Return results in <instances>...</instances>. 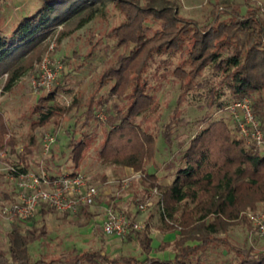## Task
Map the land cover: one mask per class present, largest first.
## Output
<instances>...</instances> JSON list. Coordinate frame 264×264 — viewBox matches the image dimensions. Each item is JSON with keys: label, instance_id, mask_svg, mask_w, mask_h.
<instances>
[{"label": "trees", "instance_id": "1", "mask_svg": "<svg viewBox=\"0 0 264 264\" xmlns=\"http://www.w3.org/2000/svg\"><path fill=\"white\" fill-rule=\"evenodd\" d=\"M210 3L199 16H187L181 12L180 0H41L35 10L15 20L10 30L0 27V78L6 75L0 88L9 90L27 68L23 57L41 46L55 27L61 25V40L96 17L106 16L109 7L119 11L120 22L95 41V34H90L89 49L77 55L78 66L59 74V83L39 95L30 123L38 127L53 121L60 129L62 117L75 109L69 115L74 121L64 131L76 168L92 143L87 130L98 109H104L105 138L99 156L104 162L140 171L139 181L146 190L160 189V228L175 232L174 239L154 246L148 219L143 229H132L125 236L136 239L144 258L113 255L99 247L75 248L69 256L34 260L30 246L48 236L49 213L62 212L64 219L70 217L81 226L93 223L97 215L90 205L76 213L43 205L34 216L12 221L5 235L0 230V264H212V248L220 245L232 254L224 264H264V246L255 245L249 235L241 242L218 235L242 210V184L259 187L264 199V145L238 136L229 119L209 113L214 106L227 108L248 96L264 132V15L248 0ZM62 60L70 62L68 56ZM85 68L97 73L93 92L84 101L75 93L71 105L60 101V94L72 92L66 79ZM173 81L178 96L171 117L157 130L148 128V115L160 107V91ZM196 99L207 107L197 119L205 126L181 144L176 159L166 163L173 169L166 182L151 163L156 136L163 131L172 143L175 128L186 122L178 112L180 106ZM9 133L8 118L0 111V147L8 145L13 162L22 160L27 168L42 143L37 150L32 139L17 151L15 137ZM12 199L14 194L0 191V204ZM101 202L99 195L95 206ZM124 211L137 220L130 209ZM95 228L99 235L107 234L102 226L95 224ZM167 249L171 250L167 257L151 254Z\"/></svg>", "mask_w": 264, "mask_h": 264}, {"label": "rangeland", "instance_id": "2", "mask_svg": "<svg viewBox=\"0 0 264 264\" xmlns=\"http://www.w3.org/2000/svg\"><path fill=\"white\" fill-rule=\"evenodd\" d=\"M248 1L257 6L261 15H264V0ZM40 2L41 0H0V27H3L1 30H10L15 20L35 10ZM180 2L181 12L187 16H199L202 12L206 11L207 7L211 6L210 0H180ZM109 8L106 16L96 17L95 20L74 30L70 35L61 37V40H58V38L60 37L62 28L61 25H58L43 41L41 46L28 52L26 56L23 57V63L27 66L24 73L17 79L11 89L2 90V88H0V111L8 118L9 134L15 137L14 140L16 142L17 151H20L23 146L31 143L32 139H34V147H37V150L38 146H41L42 143V150H39L38 153H34L32 161L27 168L39 170L40 167L43 166L44 169L54 173L72 170L86 174L92 183L99 188L100 196L107 206L123 211L130 209V213L135 215L137 221L144 223V226L146 220H149L151 231L155 237L153 245L156 246L157 243L163 239H174L175 235V232H166L160 228L162 223L160 213L163 205L160 189L155 187L146 190L139 181L142 177L140 171L104 162L99 156L98 149L105 138V121L107 119V113L104 109H98L96 112V119L92 121L91 126L87 130V132L92 135V143L85 157L82 158L76 168L75 162L70 156V148L68 147L70 138L64 131V127L72 124L74 121L69 115L75 111V109H72L70 113L62 117L63 126L60 129L55 128L53 121L38 127L32 126L30 123L32 106L37 101L39 95L50 91L47 88L35 90L32 86V79L39 73H37L36 70L39 69L40 71L44 57L49 54L54 63L61 61L62 64V59L66 56L69 57L70 62L68 64L64 63V68H62L59 73L62 74V76L72 67H77L79 64L77 57V55H79L78 53H85L90 47V34H95L93 37L95 41L106 29L120 22L121 16L119 11L113 7ZM52 43L53 47L51 48ZM5 78V75L0 78V87L3 85ZM96 78L97 73L89 71L87 68L82 71H74L65 81L67 87L72 89V92L60 94L59 100L67 105H71L75 97L74 94L76 93L80 98L79 100L84 101V99L88 98L93 92ZM57 83H59V78H57L55 85ZM177 96L178 93L175 82L166 83L159 93L160 107L155 112L148 115L146 119V126L148 128L157 130V127H161V124L171 117V110L176 105ZM110 99L113 101L115 97L111 96ZM200 104L201 102L198 99L193 102L185 100L180 106L178 112L184 115L186 122L175 128L172 143L166 139L163 131H158L156 136V154L154 158H152L151 163L155 164L160 178L164 179L166 182L170 181V175L173 170L168 168L166 163L176 159L181 144L197 130L205 126V122L202 124L197 122V119L202 117L207 111V107H203ZM209 113H211L214 118L224 117L229 119L237 135L245 137L239 133L231 117L232 115L227 108L218 109L214 106L210 108ZM48 132L54 133L56 140L46 153L44 149V137ZM245 138H247L249 142H256L253 138ZM7 141L8 134L5 138V142ZM2 149L7 151V156L3 162H0V191L6 189L9 193L14 194V181L6 176L4 166L8 163L11 164L16 162H13L14 157L12 158L8 145L0 147V150ZM18 164L24 165L25 163L21 160ZM152 164H150V170L154 169ZM125 181H128V183L125 184ZM241 190V196H243V198L241 197L242 210L239 212V216L229 220L230 223L227 230L218 235L225 237L231 242H241L245 235H249L255 245L258 247L264 246V232L260 231L256 222L257 216L264 211V199L260 198L259 187H249L244 183L242 184ZM147 199H151L153 204L143 211L139 210L137 206L138 202ZM96 207L98 210L104 211L103 207ZM46 221L49 227L48 236L30 246V254L34 260L40 257L49 260L52 258L69 256V254L74 252L75 248L81 251L83 249L99 247H105V249L113 255L125 253L135 254L141 258L145 256L136 239L126 236H113L110 234L101 236L97 232L93 234V237L89 236L90 234H88V232L94 229L92 223L81 226L71 221L70 217L64 219L62 212L49 213L46 216ZM99 228L101 227L99 226ZM10 229L11 223L4 221L0 217V230L4 235ZM222 247L223 245L212 248V264H224L232 255L231 253H225V251L221 250ZM151 254L167 257L171 255V250H153Z\"/></svg>", "mask_w": 264, "mask_h": 264}, {"label": "built area", "instance_id": "3", "mask_svg": "<svg viewBox=\"0 0 264 264\" xmlns=\"http://www.w3.org/2000/svg\"><path fill=\"white\" fill-rule=\"evenodd\" d=\"M53 43L51 44V48ZM63 64L53 62L47 54L40 67V71L32 79L35 90L47 88L51 90L59 76ZM6 77V75H5ZM233 121L239 133L253 138L257 145H264V132L255 114L250 97L245 96L228 105ZM56 137L54 133H46L44 149L47 153ZM7 156V151L0 150V162ZM6 176L14 181V199L0 204V217L9 223L16 218H29L35 215L37 209L43 205L54 207L60 211L78 212L83 206H93L100 195L99 188L89 177L80 172L65 170L62 173H51L44 169L31 170L23 164L8 163L4 166ZM3 170V168H2ZM128 181H125V184ZM153 204L151 199L139 201V210H145ZM103 230L113 236H125L132 229L141 230L144 223L133 221L123 210L106 207V213L100 221ZM257 225L264 232V211L257 216Z\"/></svg>", "mask_w": 264, "mask_h": 264}, {"label": "crops", "instance_id": "4", "mask_svg": "<svg viewBox=\"0 0 264 264\" xmlns=\"http://www.w3.org/2000/svg\"><path fill=\"white\" fill-rule=\"evenodd\" d=\"M99 207H103L104 211L98 210L95 205L91 206V210H96V213H97L95 221L92 223L94 225V229L91 232H88V234H90L89 236H92V237L94 236L93 234L96 233V230H97V228H95V224L101 227L100 221L102 220V218L104 217L106 213L107 204L103 201L101 202Z\"/></svg>", "mask_w": 264, "mask_h": 264}]
</instances>
